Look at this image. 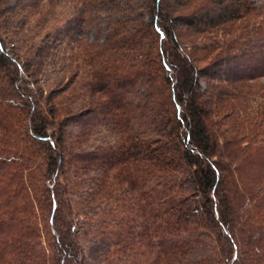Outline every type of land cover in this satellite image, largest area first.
Listing matches in <instances>:
<instances>
[{
  "label": "trees",
  "instance_id": "16d2710c",
  "mask_svg": "<svg viewBox=\"0 0 264 264\" xmlns=\"http://www.w3.org/2000/svg\"><path fill=\"white\" fill-rule=\"evenodd\" d=\"M146 1L71 0L87 47L0 22V264H264V0ZM76 90L116 130L100 162L67 147ZM40 179L42 229L15 201Z\"/></svg>",
  "mask_w": 264,
  "mask_h": 264
},
{
  "label": "rangeland",
  "instance_id": "374dc122",
  "mask_svg": "<svg viewBox=\"0 0 264 264\" xmlns=\"http://www.w3.org/2000/svg\"><path fill=\"white\" fill-rule=\"evenodd\" d=\"M6 8L3 17L6 20H0L2 29L15 31L21 34H25L27 39L34 37V40L39 39L45 33L52 31L53 28L61 26L66 28V35L64 36L65 42L73 40H81L84 47L94 43H100L99 27L100 21L97 18L98 13L95 11L87 10L82 20L71 19L74 17L75 5L71 0H43L38 7L32 1L28 0H5ZM146 0H141L142 5H146ZM74 7V8H73ZM142 20L144 22L149 21V13L143 9ZM110 16V14H109ZM4 19V18H3ZM108 21L104 19L103 22ZM6 38V37H5ZM4 39V35H3ZM28 40H26L27 42ZM65 46V43L62 44ZM58 47L61 50L63 46ZM61 75H56L55 71L50 69L45 74L44 86L47 89L56 86L57 78ZM73 101L75 111L78 115L71 120L66 128V141L67 147L73 152L77 161H84L91 163V161L100 162L104 158H109L110 154L115 150L117 134L116 130L109 123L108 119L104 117L96 107V98H90L83 90H76ZM46 92H44V95ZM69 94H73L72 91L65 93L64 100L69 98ZM252 98L258 99L257 95H253ZM251 98V99H252ZM251 104V100L249 102ZM38 161V160H37ZM37 164V163H36ZM1 167V166H0ZM36 186L34 199H15L18 205L28 204L30 210L34 215L32 221L34 225L42 229L44 227L41 218L45 216L46 200L40 196L39 189L42 187L51 188L52 182L48 179H40L35 181ZM2 189V188H1ZM4 197L1 194L0 200ZM39 199V201H37Z\"/></svg>",
  "mask_w": 264,
  "mask_h": 264
}]
</instances>
